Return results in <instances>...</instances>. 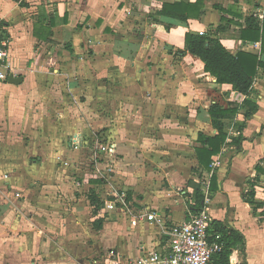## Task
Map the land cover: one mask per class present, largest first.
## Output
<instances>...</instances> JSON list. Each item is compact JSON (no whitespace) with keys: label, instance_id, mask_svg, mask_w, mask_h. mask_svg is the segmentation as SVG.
Masks as SVG:
<instances>
[{"label":"crops","instance_id":"obj_1","mask_svg":"<svg viewBox=\"0 0 264 264\" xmlns=\"http://www.w3.org/2000/svg\"><path fill=\"white\" fill-rule=\"evenodd\" d=\"M179 1L195 0H0L12 75L22 78L0 81V264H129L164 252L165 230L191 212L189 180L207 196L211 222L243 234L239 263L264 264V218L243 198L254 184L264 199V67L246 97L257 110L239 109L207 172L198 133H216L208 107L226 106L233 91L179 53L185 31L217 29L228 51L264 62L260 43L239 33L247 16L262 23L264 0H201L205 13L187 22L157 15ZM116 175L130 195L125 212L107 194ZM93 193L104 203L96 210ZM150 212L160 224H132Z\"/></svg>","mask_w":264,"mask_h":264},{"label":"trees","instance_id":"obj_2","mask_svg":"<svg viewBox=\"0 0 264 264\" xmlns=\"http://www.w3.org/2000/svg\"><path fill=\"white\" fill-rule=\"evenodd\" d=\"M217 9L221 13V21L226 23L232 21L226 10L219 7ZM156 13L158 16L187 22L188 19H200L205 13V7L201 0L164 2ZM236 15L239 17L238 14ZM244 24V27L239 31L240 38L244 41L259 42L261 53L264 54V19L260 23L255 15H250L244 18ZM218 29L223 28L219 26ZM216 31L217 29L207 35L192 33L189 30L185 31L183 49L179 51L181 54L187 53L198 58L203 64L204 73L213 77L217 84L230 85L232 91L244 95L241 103L230 101L226 106H223L218 102H213L208 107L209 122L216 133L212 136L198 133L200 146L194 149L198 169L207 172L212 170V157L220 153L222 147L226 145L228 138H230L228 134L229 122L235 118L239 109L242 106L248 108L244 113L245 117L250 116L257 110V106L247 100L246 97L255 79L257 69L264 67V62L255 54L244 51H237L233 54L228 51L218 37L214 36ZM242 139V136H237L234 142L239 144ZM256 171L257 174H262L264 177L263 168L257 166ZM212 177L213 175L207 188L209 192L213 188L211 186ZM187 184L193 188V202H188L187 205L188 209L194 212L202 208L204 193L200 183L189 180ZM250 186L251 188L243 194V198L249 204L255 216L264 218V199L261 201L255 200L254 184H250ZM129 199L130 195L127 193L126 200L129 202ZM89 200L95 206V210L104 204L94 193L89 196ZM208 240L221 246L220 250L211 255L210 264H241L237 258V250L239 249L242 252L245 245V238L241 232L231 227H224L220 222L212 220L208 230Z\"/></svg>","mask_w":264,"mask_h":264},{"label":"built area","instance_id":"obj_3","mask_svg":"<svg viewBox=\"0 0 264 264\" xmlns=\"http://www.w3.org/2000/svg\"><path fill=\"white\" fill-rule=\"evenodd\" d=\"M129 15L130 11L126 10ZM9 40L2 38L0 31V81H5L8 75L13 73L12 66L8 59L7 47ZM244 95L233 91L229 101L241 103ZM214 161L211 167H214ZM113 190L114 206H117L122 212L127 211L128 201L126 194L122 190ZM207 189H205V193ZM207 196H204L203 206L201 209L190 212L186 220L179 224H174L165 230L168 236V249L164 252L151 251L144 253L138 258L131 260L129 264H210L211 255L220 250L221 246L215 242H209L208 230L211 222L210 214L205 207ZM139 217V218H138ZM143 219L149 224H160L158 216L153 213L143 214V216H134L132 224L138 219Z\"/></svg>","mask_w":264,"mask_h":264},{"label":"rangeland","instance_id":"obj_4","mask_svg":"<svg viewBox=\"0 0 264 264\" xmlns=\"http://www.w3.org/2000/svg\"><path fill=\"white\" fill-rule=\"evenodd\" d=\"M109 182L111 183L112 187L115 188V190H119L120 189L119 187L121 186V182H120V177L118 175H116V177L113 176V178H110ZM107 194H110L111 196H114L112 188H108V193Z\"/></svg>","mask_w":264,"mask_h":264},{"label":"water","instance_id":"obj_5","mask_svg":"<svg viewBox=\"0 0 264 264\" xmlns=\"http://www.w3.org/2000/svg\"><path fill=\"white\" fill-rule=\"evenodd\" d=\"M21 81H22L21 76H13L12 74H9L8 76V83L17 84L20 83Z\"/></svg>","mask_w":264,"mask_h":264}]
</instances>
